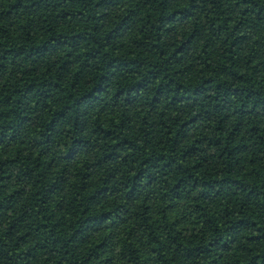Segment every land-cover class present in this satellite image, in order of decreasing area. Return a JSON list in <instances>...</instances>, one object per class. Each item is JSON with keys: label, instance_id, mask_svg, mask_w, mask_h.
Here are the masks:
<instances>
[{"label": "trees", "instance_id": "16d2710c", "mask_svg": "<svg viewBox=\"0 0 264 264\" xmlns=\"http://www.w3.org/2000/svg\"><path fill=\"white\" fill-rule=\"evenodd\" d=\"M0 264H264V0H0Z\"/></svg>", "mask_w": 264, "mask_h": 264}]
</instances>
